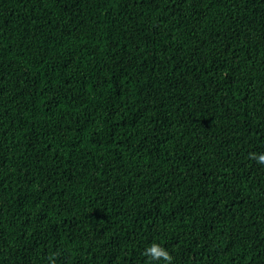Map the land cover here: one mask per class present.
Listing matches in <instances>:
<instances>
[{
	"label": "trees",
	"instance_id": "obj_1",
	"mask_svg": "<svg viewBox=\"0 0 264 264\" xmlns=\"http://www.w3.org/2000/svg\"><path fill=\"white\" fill-rule=\"evenodd\" d=\"M264 0H0V264H264Z\"/></svg>",
	"mask_w": 264,
	"mask_h": 264
},
{
	"label": "clouds",
	"instance_id": "obj_2",
	"mask_svg": "<svg viewBox=\"0 0 264 264\" xmlns=\"http://www.w3.org/2000/svg\"><path fill=\"white\" fill-rule=\"evenodd\" d=\"M254 158L257 159L259 163L264 164V154H261ZM145 254L149 257L150 260L159 261L161 260V258H163L165 264H172L173 258L171 254L168 252L167 249H165L158 243H152V245L146 249Z\"/></svg>",
	"mask_w": 264,
	"mask_h": 264
}]
</instances>
